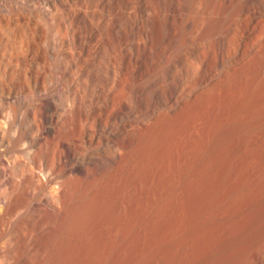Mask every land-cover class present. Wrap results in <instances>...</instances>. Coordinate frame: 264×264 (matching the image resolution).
<instances>
[{
    "label": "bare ground",
    "instance_id": "bare-ground-1",
    "mask_svg": "<svg viewBox=\"0 0 264 264\" xmlns=\"http://www.w3.org/2000/svg\"><path fill=\"white\" fill-rule=\"evenodd\" d=\"M82 1L85 20L73 14L84 10L81 0H0V264H105L128 254L129 207L138 215L145 207L141 150L155 141L148 130L161 126L143 108L156 92L148 48L157 44L144 18L163 14L159 51L169 59L180 35L175 8L166 0ZM143 38L144 70L134 74L128 65ZM91 53L106 66L99 73L81 64ZM174 81L169 114L185 86ZM61 84L78 94L65 100Z\"/></svg>",
    "mask_w": 264,
    "mask_h": 264
},
{
    "label": "rangeland",
    "instance_id": "rangeland-1",
    "mask_svg": "<svg viewBox=\"0 0 264 264\" xmlns=\"http://www.w3.org/2000/svg\"><path fill=\"white\" fill-rule=\"evenodd\" d=\"M166 1L175 8L180 31L169 59L159 51L163 14L159 22L144 18L157 43L148 48L156 60L151 72L156 92L142 106L155 110L150 125L161 126L158 132L148 130L154 143L148 139L137 151L148 156L146 208L143 216L129 207L128 254L114 257L115 244L114 258L105 264H264L263 0ZM81 2L84 10L73 11L77 20L87 16ZM60 29L68 34L66 24ZM141 41L130 68L125 60L134 74L144 70ZM86 58L81 64L96 73L106 68L93 53ZM172 80L180 90L185 85L184 92L175 93L180 96L175 114L166 109ZM61 85L65 100L78 94L73 85Z\"/></svg>",
    "mask_w": 264,
    "mask_h": 264
}]
</instances>
